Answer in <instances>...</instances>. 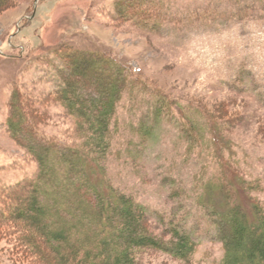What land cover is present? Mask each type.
I'll use <instances>...</instances> for the list:
<instances>
[{
    "label": "rangeland",
    "instance_id": "rangeland-1",
    "mask_svg": "<svg viewBox=\"0 0 264 264\" xmlns=\"http://www.w3.org/2000/svg\"><path fill=\"white\" fill-rule=\"evenodd\" d=\"M7 1H0V220L3 211L27 208L32 189L47 193L34 180L33 159L11 138L8 116L28 112L44 136L79 145L77 120L53 96L66 72L60 55L100 54L135 76L132 93L113 106V182L147 208L153 235L168 239L158 220L173 212L197 244L186 260L147 251L139 264H219L223 250L207 215L224 199L213 192L210 205L197 202L218 163H228L234 201L264 209V0ZM130 1L138 3L133 13L149 12L145 26L122 17ZM154 104L162 120L142 125ZM191 124L196 138L189 147L181 128ZM240 177L254 190L240 193ZM49 204L41 207L48 211ZM18 227L0 221V264L35 261L28 250L21 262Z\"/></svg>",
    "mask_w": 264,
    "mask_h": 264
},
{
    "label": "trees",
    "instance_id": "trees-1",
    "mask_svg": "<svg viewBox=\"0 0 264 264\" xmlns=\"http://www.w3.org/2000/svg\"><path fill=\"white\" fill-rule=\"evenodd\" d=\"M0 1L3 6L9 4L7 0ZM132 2L125 4L129 11L122 17L145 26V15L149 12L133 13L132 4L138 3ZM90 55L78 58H71L68 53L60 55L61 61L66 62V72L62 73V82L53 94L77 120L79 145L65 146L44 136L28 112L18 117L14 111L8 116L6 124L11 138L33 159L37 169L34 180L46 187L47 193L32 189L29 206L3 211L0 221L19 226L22 263L28 258V250L34 253L32 264H139L141 254L147 251L186 260L197 244L173 217L174 213L158 220L168 239L156 237L146 222L151 218L147 208L113 182L108 161L115 153L110 128L113 106L126 91L132 93L135 76L128 67L114 60L100 54ZM13 103L11 108L18 101L15 99ZM156 105L152 107L150 120L142 117L145 121L142 125L162 120ZM99 106L105 109L95 113V107ZM162 112L166 118L169 116L165 109ZM194 125L181 128L189 147L196 138L191 132ZM142 133L146 139L150 128ZM46 163L54 165L41 172ZM130 165L128 161L127 169ZM226 165L218 163L220 172L202 183L197 197L198 203L204 201L207 205L213 192L224 199L219 208L210 207L207 215L223 250L219 264H264V209L256 203L245 210L234 201L235 190L226 179L231 174ZM238 182L243 195L254 190L244 177ZM38 195L44 197V204L38 203ZM49 203L52 206L48 211L42 208ZM42 219L48 226L41 224Z\"/></svg>",
    "mask_w": 264,
    "mask_h": 264
},
{
    "label": "water",
    "instance_id": "water-1",
    "mask_svg": "<svg viewBox=\"0 0 264 264\" xmlns=\"http://www.w3.org/2000/svg\"><path fill=\"white\" fill-rule=\"evenodd\" d=\"M38 0H35V2H37Z\"/></svg>",
    "mask_w": 264,
    "mask_h": 264
}]
</instances>
